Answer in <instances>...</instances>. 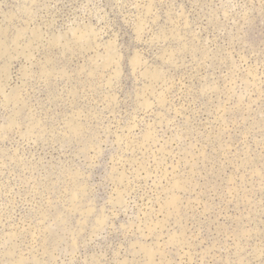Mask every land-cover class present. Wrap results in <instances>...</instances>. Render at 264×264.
<instances>
[{
  "label": "rangeland",
  "instance_id": "374dc122",
  "mask_svg": "<svg viewBox=\"0 0 264 264\" xmlns=\"http://www.w3.org/2000/svg\"><path fill=\"white\" fill-rule=\"evenodd\" d=\"M0 264H264V0H0Z\"/></svg>",
  "mask_w": 264,
  "mask_h": 264
}]
</instances>
